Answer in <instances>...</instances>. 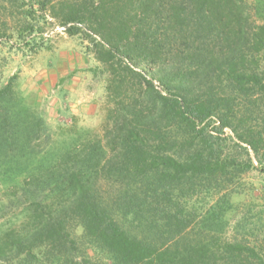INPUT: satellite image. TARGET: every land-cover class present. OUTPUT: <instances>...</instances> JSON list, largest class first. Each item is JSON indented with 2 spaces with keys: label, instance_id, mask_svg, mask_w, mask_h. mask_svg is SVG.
Segmentation results:
<instances>
[{
  "label": "trees",
  "instance_id": "1",
  "mask_svg": "<svg viewBox=\"0 0 264 264\" xmlns=\"http://www.w3.org/2000/svg\"><path fill=\"white\" fill-rule=\"evenodd\" d=\"M47 13L69 35L87 22L89 47L116 72L112 136L85 140L87 129L75 126L48 132L16 76L0 81V185L24 210L19 225L0 230V263L106 264L80 252L76 222L109 264H264L256 244L222 236L226 207L214 187L236 159L205 132L232 98L251 115L264 100V0H0V50L15 38L36 52ZM128 73L138 79L124 89ZM223 82L235 95L219 91L229 88ZM175 119L200 140L186 142L178 128L173 135ZM250 133L254 144L264 140V126Z\"/></svg>",
  "mask_w": 264,
  "mask_h": 264
},
{
  "label": "rangeland",
  "instance_id": "2",
  "mask_svg": "<svg viewBox=\"0 0 264 264\" xmlns=\"http://www.w3.org/2000/svg\"><path fill=\"white\" fill-rule=\"evenodd\" d=\"M260 23H264V18ZM87 24H75L77 33L69 35L63 24L47 13V21L41 22L43 45L36 52H28L24 47L11 44L15 42V38L0 50V81H6L11 75L16 76L13 80L15 89L25 96L29 104H36L34 106L42 114L48 132L54 133L60 127L75 126L87 129L82 136L84 139H90V136L108 139L112 136L108 132L116 107L111 95L116 91L114 80L117 74L113 73L112 67L107 68L97 59L95 47H89L92 38L86 37ZM9 45L11 47L8 48ZM129 65L146 77L142 68ZM259 66L260 79L264 81L263 60ZM217 74L218 72L212 75L214 79ZM127 76L129 83H124L123 88H133L132 83L138 78H132L131 73ZM153 84L155 89L163 92L156 80ZM228 87L219 91L224 95H227L226 92L235 95L231 86ZM215 91L218 92L217 89ZM231 101L233 106L226 103L229 108L225 109L224 120L218 121L216 115L212 116L213 121L205 129L221 147L223 157L232 156L236 159V164L227 168L228 174L223 176L220 185L214 187L218 192L216 204L226 207L222 212V236L247 239L264 250V140L261 144H254L245 139L249 138L252 129L259 130L264 126V100L258 97L253 105L252 115L245 111L242 100L232 98L229 102ZM177 120L175 119L174 131L172 130L173 135H176L174 128H178L181 135L185 133L183 139L186 142L193 143L195 137L196 141L200 140V136L195 133L187 135V129L182 130V125L179 126L181 122ZM205 122H199L197 128L201 129ZM191 135H195L194 138ZM101 185L103 189H107L110 184L103 181ZM5 192V185H0V230L12 224L19 225L24 213L23 204L18 202L10 205ZM209 202L214 203L212 200ZM71 224L74 237L80 244V252H87L89 259L109 264L106 256L94 252L87 244L82 227L76 222ZM0 264L17 263L5 261ZM196 264L222 263L205 257Z\"/></svg>",
  "mask_w": 264,
  "mask_h": 264
},
{
  "label": "built area",
  "instance_id": "3",
  "mask_svg": "<svg viewBox=\"0 0 264 264\" xmlns=\"http://www.w3.org/2000/svg\"><path fill=\"white\" fill-rule=\"evenodd\" d=\"M63 28H65V26Z\"/></svg>",
  "mask_w": 264,
  "mask_h": 264
}]
</instances>
